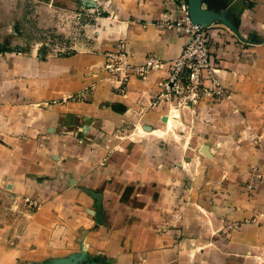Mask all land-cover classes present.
Returning <instances> with one entry per match:
<instances>
[{"label": "crops", "instance_id": "1", "mask_svg": "<svg viewBox=\"0 0 264 264\" xmlns=\"http://www.w3.org/2000/svg\"><path fill=\"white\" fill-rule=\"evenodd\" d=\"M88 1L109 41L0 62V185L33 207L0 225V264H264V0H198L226 93L178 122L165 69L120 92L103 61L119 40L135 66L178 56L187 0Z\"/></svg>", "mask_w": 264, "mask_h": 264}, {"label": "rangeland", "instance_id": "2", "mask_svg": "<svg viewBox=\"0 0 264 264\" xmlns=\"http://www.w3.org/2000/svg\"><path fill=\"white\" fill-rule=\"evenodd\" d=\"M88 2L0 0V62L10 55L43 61L52 55L76 52L81 47L93 49L99 43L109 41L105 36L107 24L97 19L104 14L87 6ZM62 4L64 8H58ZM166 115L170 122H178L181 116H185L181 111H170L168 108ZM176 126L181 129L186 127L180 123ZM32 209L28 201L11 192L9 187L0 185V225L13 226L16 214ZM79 252H82V256H79ZM78 257L81 258L80 262ZM92 260L87 251L78 250L65 258H52L49 264H91Z\"/></svg>", "mask_w": 264, "mask_h": 264}, {"label": "built area", "instance_id": "3", "mask_svg": "<svg viewBox=\"0 0 264 264\" xmlns=\"http://www.w3.org/2000/svg\"><path fill=\"white\" fill-rule=\"evenodd\" d=\"M181 17L170 23L180 26L184 32L181 53L163 60L147 54L142 65H132L125 45L104 52L103 69L114 87L124 92L132 74L142 76L155 69H165L166 76L159 83L157 104H165L170 111L196 110L205 98H219L225 95L220 77V68L211 54V39L207 27L192 21L187 2L178 5Z\"/></svg>", "mask_w": 264, "mask_h": 264}, {"label": "water", "instance_id": "4", "mask_svg": "<svg viewBox=\"0 0 264 264\" xmlns=\"http://www.w3.org/2000/svg\"><path fill=\"white\" fill-rule=\"evenodd\" d=\"M189 14L193 22L200 24L202 26H209L211 23V18H205L202 11L198 7V0L191 2L187 0Z\"/></svg>", "mask_w": 264, "mask_h": 264}]
</instances>
